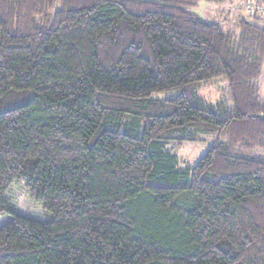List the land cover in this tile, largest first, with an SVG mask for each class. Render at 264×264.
Returning <instances> with one entry per match:
<instances>
[{"label":"trees","instance_id":"trees-1","mask_svg":"<svg viewBox=\"0 0 264 264\" xmlns=\"http://www.w3.org/2000/svg\"><path fill=\"white\" fill-rule=\"evenodd\" d=\"M203 1L0 0V264H264V0Z\"/></svg>","mask_w":264,"mask_h":264},{"label":"rangeland","instance_id":"rangeland-1","mask_svg":"<svg viewBox=\"0 0 264 264\" xmlns=\"http://www.w3.org/2000/svg\"><path fill=\"white\" fill-rule=\"evenodd\" d=\"M220 6L208 0H204L199 6L192 7L190 11L208 22L222 23L228 25L225 21L227 18L219 12ZM245 9V8H244ZM234 10H232L233 12ZM236 13H234L235 16ZM226 16L229 12L225 13ZM232 24V23H231ZM230 24V25H231ZM221 87V86H220ZM216 87H206L202 91V95L206 102L216 104L222 99L221 90ZM262 92L264 94V71L262 80ZM213 137L203 136L199 141H189L183 146L175 144L169 145V150L177 157L181 168L194 165L208 151L213 144ZM12 202L15 204L17 212L20 215L42 220L45 218V213L41 205L30 200L27 191L23 184H17L11 192ZM10 214L0 215V228L11 222Z\"/></svg>","mask_w":264,"mask_h":264},{"label":"built area","instance_id":"built-area-1","mask_svg":"<svg viewBox=\"0 0 264 264\" xmlns=\"http://www.w3.org/2000/svg\"><path fill=\"white\" fill-rule=\"evenodd\" d=\"M246 9H247V13L250 16L254 15L256 12H259L260 14L264 15V6L260 7L252 3L247 5Z\"/></svg>","mask_w":264,"mask_h":264},{"label":"bare ground","instance_id":"bare-ground-1","mask_svg":"<svg viewBox=\"0 0 264 264\" xmlns=\"http://www.w3.org/2000/svg\"><path fill=\"white\" fill-rule=\"evenodd\" d=\"M260 2V1H259Z\"/></svg>","mask_w":264,"mask_h":264}]
</instances>
